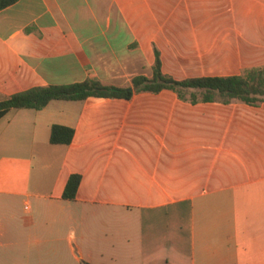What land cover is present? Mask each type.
I'll use <instances>...</instances> for the list:
<instances>
[{
    "label": "crops",
    "instance_id": "0c3cea01",
    "mask_svg": "<svg viewBox=\"0 0 264 264\" xmlns=\"http://www.w3.org/2000/svg\"><path fill=\"white\" fill-rule=\"evenodd\" d=\"M224 44L231 52L213 55L235 58V73L173 75ZM155 47L178 80L264 65V0H18L0 11V102L89 79L129 86L152 76ZM55 124L75 129L70 145L51 144ZM82 261L264 264V103L163 91L3 117L0 264Z\"/></svg>",
    "mask_w": 264,
    "mask_h": 264
},
{
    "label": "trees",
    "instance_id": "16d2710c",
    "mask_svg": "<svg viewBox=\"0 0 264 264\" xmlns=\"http://www.w3.org/2000/svg\"><path fill=\"white\" fill-rule=\"evenodd\" d=\"M18 0H0V11L16 4ZM155 64L151 77L138 75L129 86L106 85L89 79L83 82L34 87L16 93L0 102V120L10 112L20 109L42 110L52 101H83L89 98L122 99L130 101L140 93L160 94L171 91L179 99L191 104L198 103H245L259 106L264 103V65L244 68L241 73L229 76H206L178 80L163 72L161 53L155 47ZM75 129L55 124L51 128L50 142L53 145H70ZM82 182L81 174H72L65 186L63 198H76ZM82 264H90L82 261Z\"/></svg>",
    "mask_w": 264,
    "mask_h": 264
},
{
    "label": "rangeland",
    "instance_id": "374dc122",
    "mask_svg": "<svg viewBox=\"0 0 264 264\" xmlns=\"http://www.w3.org/2000/svg\"><path fill=\"white\" fill-rule=\"evenodd\" d=\"M226 30L231 27V25H225L224 26ZM231 29L229 30V33H231ZM208 44V43H207ZM209 45H211V42H209ZM231 52V49L224 44V48L217 49V48H207V52L209 54V57H207L204 60H196V59H190L189 60V71L184 72H172L173 75H176V77H187L192 75H217V74H233L237 71V69L242 65L235 61V58L233 57H218L213 54H220L225 53L227 51ZM195 52V50L193 51ZM212 54V55H211ZM166 68L169 71L175 70L178 65L175 63L174 55L171 53H167L166 56ZM182 67V66H181ZM107 139H111V137H107ZM51 174L54 175L55 168L53 167L50 170ZM40 173V165L38 163L35 164L34 168V176L38 177Z\"/></svg>",
    "mask_w": 264,
    "mask_h": 264
}]
</instances>
